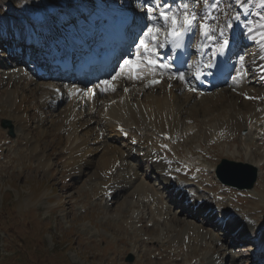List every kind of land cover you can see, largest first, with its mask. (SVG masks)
I'll return each instance as SVG.
<instances>
[{
	"label": "rangeland",
	"instance_id": "374dc122",
	"mask_svg": "<svg viewBox=\"0 0 264 264\" xmlns=\"http://www.w3.org/2000/svg\"><path fill=\"white\" fill-rule=\"evenodd\" d=\"M20 1L0 0V17L8 14L6 16L9 20L15 19L16 17L11 18L12 14L9 16L10 13L7 11H20L23 8L19 5ZM213 1H216V4L220 2L225 10L218 14L219 20H224L227 14L241 16L248 13L250 8L254 13V15L250 14V18L264 17L262 0L256 5H253L252 0H208V2ZM45 2L47 0H44ZM142 2L144 5L146 0ZM113 5L116 6L115 13L123 9L121 5L117 6L115 3ZM204 6V2L198 4L199 8L203 9ZM259 20H252L248 29L251 23L254 24ZM54 23L63 27V24H58L56 18L50 21V24L54 25ZM18 28L23 29L21 26ZM16 31L11 27L9 36L4 35L7 37L1 41L0 47V54H5L0 56V264H208L209 259L216 258L214 255H221L222 261L225 253L229 256L232 252L231 248L227 250L225 248L229 243H234L230 240L231 236L217 235L210 225L198 222L204 219V215L198 214L197 218H194L189 215L190 212L193 213L192 211L170 203L165 198L166 190L161 187L162 184L145 177L143 170L147 167H137L136 170L139 172L140 181L144 179L145 184L152 185L153 188L150 190L153 197L156 193L159 195L157 207L151 202L147 203V196L138 192L142 182L136 188L135 182H139L137 176L133 175V178H130V175L123 170H117L113 174L119 184L117 189L111 193L107 192L105 177L100 176L103 165L100 160L103 154H109L106 152L107 145H121L119 142L122 141H118L108 129L104 132L106 137L103 136L102 140L105 139L107 142L115 138L116 145L112 142L106 143V148L104 147L106 150L103 152L104 145L97 148L99 142L92 144L93 140L89 138V134L95 135L94 132L98 127L96 118L99 119V114L100 117L103 116L102 110L98 112L94 110L93 114H89L90 109L84 104L80 133L77 131L83 136L85 130H91L88 136L81 137L89 139V147L93 145L91 157L94 165L75 164L71 160V149L78 139L71 138L70 129L65 126L68 120L66 118L68 107L69 104L74 103V99L69 97L55 105H49L41 97L39 87L42 82L29 78V89L34 87L36 89L32 94H29V90L26 91L29 101L25 102L27 106L25 113L28 117L19 119L20 113L7 99V95L11 89L19 90L20 97L24 92V83L21 81L20 84L19 79L14 81L23 72V66L19 64L14 67L9 64V59L4 58L7 57L5 48L11 41H17ZM77 33V37L81 35ZM22 42L20 41L19 44ZM246 49L249 51L247 63L251 66L257 46L251 42ZM249 87L257 88L256 84ZM252 91L256 100L259 93L255 89ZM160 92L161 88L145 96L148 97L152 93L159 95ZM179 92H181L179 96L181 101L191 100L192 97L189 98V94L187 95L185 91ZM249 95L235 93L234 89L230 90L228 86L207 93L198 104L196 103V107L192 108L190 117L184 115L181 128L190 132V135L185 136L186 138L183 136L181 139L184 140H179L175 147L182 159L185 155H189V152H192L189 156L195 158V163H190L193 164L192 169L185 173L186 178H203L201 187L209 189V192L203 194L216 201L215 208L223 210L224 208L219 206V201H224L227 204L226 208L233 210L235 215L242 218L248 215L250 221L247 222H253V227H249L242 218L239 219L243 226L246 225L247 231L254 236L256 234L253 230L259 229L258 225H264V163L262 164L264 135L259 134V130L256 131L254 127L251 132L243 130L237 136L217 135L215 140L211 139V141L205 138L207 127L222 121L230 113L229 102L232 97L238 98L239 101L236 111L250 113L256 106L254 99H249L251 97ZM113 97L114 95L111 96ZM242 100L250 104L243 107L240 103ZM193 101L195 102L194 97L189 107L192 106ZM103 102L105 100H100V103ZM96 114L98 116H95ZM5 121H10L12 124L13 135L10 126L5 125L7 123ZM109 132L112 136L108 134ZM34 145L38 146L37 150L33 149ZM39 153H43L41 159H38ZM91 157L89 156L90 159ZM223 158L251 164L256 161V164H262L258 169L255 186L244 188L245 190H229L228 186L223 185L217 179L215 172ZM139 162L140 159L133 156L127 159L126 164L136 166ZM211 183L216 184V188L212 190L214 196L209 186ZM222 189L223 191H220ZM207 197L205 198L208 199ZM203 203H206L205 207L208 206V200ZM239 219L237 221H240ZM189 223L201 224L207 239L203 241L193 230L186 235L184 232ZM262 230L260 237L264 239V228ZM246 241L251 240L246 239ZM232 248L238 253H245L239 241L235 242ZM130 254L134 255L133 261L127 259ZM224 260L229 264L231 258L227 257Z\"/></svg>",
	"mask_w": 264,
	"mask_h": 264
},
{
	"label": "bare ground",
	"instance_id": "6f19581e",
	"mask_svg": "<svg viewBox=\"0 0 264 264\" xmlns=\"http://www.w3.org/2000/svg\"><path fill=\"white\" fill-rule=\"evenodd\" d=\"M54 1L55 0H47V2L44 3V0H21L19 2L20 3L19 5L22 6L23 8L20 11H18V12H17V10L7 11L8 13L12 14L11 18H12V16H14V17H16L15 19L10 18L11 20H9L7 18L8 16H6L8 14H5V16L0 17V41L4 37V35L9 34V30L11 27H13L14 29H16L18 31L22 30V28L19 29L18 26H21L23 28L25 26V30L23 29L24 31L22 33L21 32L19 33L17 31L16 35L19 38V40L24 39L27 41L30 40V41H35V42L41 41L43 39L42 38L43 37V34H42L43 30H41V25L47 23L48 20L51 18V16L47 19L46 22L38 23V21L36 20L34 15H35L37 10H40L42 8V6H46L48 3L54 2ZM56 1H58V2L53 4V5H55V10L57 9L55 12L60 10L59 8L62 6L61 3L64 0H56ZM107 1H108V3H111L112 9L110 12L107 9L104 10V13L107 14L106 18L112 14H115V7L116 6L113 4L117 0H115V1L114 0H107ZM119 2H120V0H119ZM70 3H76V1H71L68 4H70ZM194 4L198 6L199 3L195 2ZM67 6L68 5H66V7ZM98 6L101 7L99 4H98ZM197 6L193 7V3H192L191 8L200 10L199 13L201 12V14H200L201 17H205V16L207 17V19L205 21L212 19V15L214 14L215 9H216V3L215 2L213 3V6L212 5L206 6V3H205V6L203 9L202 8L198 9ZM172 11H173V9H172ZM79 12L80 11L78 10L75 13V15H73V16L71 15V17L75 18V23L72 25L71 31H73L75 33H77L76 28L78 25V21H79V25L83 24L84 23L83 18H85L83 16V13H79ZM123 12L124 11L122 9V13ZM70 13H72V12H70ZM22 17H25L24 23H22V21H21ZM93 18H94L93 20H95L96 17H93ZM72 20H73V18H72ZM62 21H64V20H62ZM250 22H252V21L247 20L246 22L243 23L242 27H236V29L233 30V33L239 31V29L245 30V28H246L247 30L244 32V34H246V36H245L246 41H248V40L253 41L258 46V51L255 53V55L253 57V63H254V68L257 69V74H258V78H257L258 82L255 83L257 88H254V89L258 91L259 97H257L255 100V98H253V96H252V93H253L252 88L253 87L250 88V87L245 86V80L247 78L246 74L248 71L246 65L241 68L240 72H238V73H242V74L237 73V77L235 78V80H233L230 83H232L231 85L236 87V89L239 88V90H237V91L242 92L243 94H250L252 99H254V101H255L254 103H255L256 107L253 110H251V112L248 114H245L244 112H239L237 110L239 112L238 113L236 111V109L238 108L237 103L239 102L238 98L234 99L235 97L234 98L232 97L231 102H229L230 103L229 105L231 106V110L229 111L230 113L222 121H218L217 123H214L213 125L208 126L207 129L205 130V138L207 140L211 141V139H214L217 135L219 137L229 135V134L237 136V134H240L241 131H243V130H246V131L248 130L249 132H251V130L254 127L261 129L263 127L262 124L264 125V80H260L261 77H264V73H261V70L264 69V42L260 41L258 36H257L256 40H253L250 38L251 36L257 35L258 32H264V27H262V25H264V18H262L261 21H256L254 24L251 23L250 29L253 30L252 32H250L248 29ZM222 28L225 31L227 30L226 25H224ZM75 33H73V35H71L70 37L73 36V38H74ZM212 35H214V34L212 33ZM60 36L65 37V35H60ZM77 38H78V40H80L79 36ZM53 43L56 44L57 41H54ZM58 45H59V42H58ZM62 46H64V45H62ZM33 62L35 63L36 61L34 60ZM21 73L18 75L19 78H15V80H14V81H16L19 79L18 81L20 84H21V81L24 83L25 90H24V92H22L21 97L19 94V90H14V89L9 90L8 95H7V99L11 103H13V105H15V108L19 111V113H20L19 119L20 120L28 117L27 114L25 113L26 107H27L25 105V102L29 101V96L27 95L26 91L29 90V94H32V92H34L36 89L35 87L29 89V85H30L29 84V81H30L29 78H33L34 80L39 79L36 76L35 72H32L29 69H26L24 72H21ZM147 80L143 81L144 86L142 85V87L141 86L140 87L134 86V85L132 87L131 84H134L135 83L134 81H133L134 83L132 81L131 82L125 81V85H128L129 88L125 91H121L119 94H115V93L111 94V96L114 95L113 98H111V96L106 97L105 98L106 104L103 103L101 106L98 105L99 100L97 98L99 95L94 97L93 99L89 98V100L91 102H87V104L90 103L92 105V107L98 106L97 111L100 108H102V110L104 112V115L102 117H100V114H99V119L96 118V121H97L96 125H98V127L96 128L97 130H95L96 133L94 132V134L96 135V138H95V135L91 136V133L89 134V132H91L90 129L85 130V134H83V136L78 134V133H80L79 128H80V126H82L80 119L82 118L81 112H82L83 106H81V108L78 109L76 107V104L75 105L69 104L68 113L66 115V118L68 120H67L65 127L70 129L69 134H70L71 138L73 137V138L78 139L75 146L71 149V160L73 162H75V164L92 163L94 165L93 158L91 157V152L94 150L92 144L99 142L97 144V148L101 145H104L102 148L103 152H104V150H106L105 149L106 143L112 142L115 145L117 144L116 143L117 140H115V138L109 139V140H107V142L105 141V139L102 140L103 136L106 137L104 132L109 129L111 131V134L115 135L116 138L118 139V141L121 140L122 142H119L121 145L117 144L119 146H117V145L112 146L113 144L107 145L108 150L106 152L107 153L109 152V154H107V155L103 154L104 156L100 160V162L103 163L102 172H101L100 176L105 177V180H106L105 184L108 185L107 192L114 191L115 189H117V187L119 185L118 181L113 176L114 172H117V170H123L124 173L130 175V178H133L132 176L136 175L137 180L139 179V172H137L136 168L141 166V163H140V165L138 164L136 166H131L128 163L126 164V162H127L128 157L130 155H132L133 152H135V151L140 152L142 150H145L144 154L152 160L153 168L160 172V178L169 187L171 186V196L175 195V198H180L183 201H184V199L185 200L187 199V200H189L190 203H189V206L187 204L186 205L189 208L191 206L195 208V207H197V200L198 199L204 198V201H207L208 199H206L205 196L200 195L197 192L192 191L194 189L189 184L184 185V187L179 186L178 181L177 180L175 181V179L170 175V172H173L174 170L178 169V168H176L178 166V164H184L183 162H185V163H188V167L191 166L190 163L194 162V159H195V158L192 159V157L189 156L192 152H189V155H185L183 157V159L182 158L179 159V157H173L172 155H168L165 152V149L166 148H168V149L173 148V150L176 153L178 152L175 145L173 146V144L176 142L175 141L176 138L180 135L183 136L184 134H186V136H188L187 135L188 131H184L181 128V126H183L182 120L185 118L184 115H187L186 116L187 118L190 117V115L192 114V111H193L192 108L196 107L195 106L196 103L198 104V101L200 99L202 100L205 97V94L201 90L193 87V84H192V86L191 85L188 86V89H186L187 91L185 93L187 95L189 94V98H190V96L192 97L190 101H192L193 97L195 100V102L193 101L194 102L193 104L191 103L192 106L189 107L188 105H190L189 104L190 101L188 99H186L185 101H183V100L181 101L179 98V96L181 95V92H179V90H181V91L183 90L181 88V86L183 85V82L180 81L179 79L174 80V82H179L181 84V86H178L175 83H173L172 85H169L168 82L163 81L162 83H160L158 85H154L152 87H147L146 85L149 86V82ZM55 86L56 85L53 84L52 82L45 81V82H42V85L39 87L43 101L49 105L50 104L55 105V103L59 102L61 99V97L58 95V92H54V90H53V88ZM146 87H147V89H146ZM159 88H161V92L159 95L157 93H154V94L152 93L148 97L145 96L146 94L148 95V93L153 91V90H155V92H156V89H159ZM5 92H7V91H5ZM66 92L71 96L73 95L72 90H67ZM253 95H254V93H253ZM76 98H77V96H76ZM142 98H144V99H142ZM185 98H187V97H185ZM107 101H108V103H107ZM240 103H242L241 105H243V107H245V105H247V104H250L246 100H242V101H240ZM90 116L92 118L94 117L93 115H90ZM95 116H98V115L96 114ZM19 122H21V121H19ZM64 122H66V121H64ZM18 125L20 126V124H18ZM119 125H123L127 128H130V130H129L130 136H129L127 141H123V139L121 138L122 132L117 130V127H119ZM76 128H77V130H76ZM77 131H78V133H77ZM165 132H170L173 135V137H174L173 141L172 140L171 141L166 140L160 136V133H165ZM88 134L90 135L89 138L91 140H93L92 141L93 143L91 144L92 147L88 146V141H89L88 138H85V139L82 138V137L88 136ZM108 134H110V132ZM189 134H190V132H189ZM99 139L102 142H100ZM130 140L131 141L138 140L139 144L137 146H134V145L129 143ZM120 148H122L121 151H120ZM33 149L37 150L38 146L34 145ZM126 152H128V153H126ZM177 154H179V153H177ZM42 155H43V153L38 156V159H41ZM89 156L91 157L92 161L89 158ZM250 161H252V159ZM255 162L253 163V165L257 166L258 168H261V165L264 163V160L262 161V164H260V165L256 164ZM45 164H47V162ZM260 174H261V171H260ZM140 182H142V184L139 185L138 192L144 193L147 196L146 197L148 200L147 203L151 202L152 205L155 204V207H157L156 202H157V199L159 198V195L156 193L155 197H153L152 191L150 190L153 187H151L152 185L149 183H148L149 185L145 184L144 179L141 181L139 179V182L138 181L135 182L136 188ZM190 182H191V180H190ZM179 196H181V197H179ZM150 197L153 198V201H151ZM205 205H206V203H202L201 205H199V207H204ZM184 206H185V204H183V207ZM169 207H170V205H169ZM185 209H188V208L185 207ZM209 212H210L209 215H211L212 217H217V216H219V217L224 216L225 217L226 216V215H223L222 210L220 211V210L212 209ZM227 224L229 225V227H231V229H235V230L239 226L242 225L239 228L237 233L238 234H246V235L249 234V232L247 231L245 226H243L241 220L240 221H230L229 220ZM247 224L249 227H253V225H254L253 222H249ZM258 226H259V229L264 228V225H258ZM191 230H193L196 234H198L203 241H204V239H207V237H205L206 233L204 232L203 228H201V224L189 223L188 226L186 227V230L184 233H186V235H187V234H189V232ZM235 239H237V238H235ZM221 258H222V256L220 255L217 258L209 259L208 264L222 263Z\"/></svg>",
	"mask_w": 264,
	"mask_h": 264
},
{
	"label": "snow or ice",
	"instance_id": "6c2138e0",
	"mask_svg": "<svg viewBox=\"0 0 264 264\" xmlns=\"http://www.w3.org/2000/svg\"><path fill=\"white\" fill-rule=\"evenodd\" d=\"M206 3H208V0H205ZM152 4L155 5V10L159 11V18L163 20L164 25L169 27L172 30V35H183L189 32L194 24L199 23L200 28L203 31V35L212 38L213 29L211 28V25L206 24L204 21L207 19V17H200L198 18L197 15L194 12L188 11V4L181 3L178 5V9H183V18L181 19L176 15V13L171 11V5L164 4L163 8H167L168 11L165 12L161 10V0H152ZM262 4H264V0H262ZM211 6V5H210ZM154 11L153 7L148 5L146 6V19L149 21H155L157 20L156 16L152 15V12ZM231 26V25H229ZM264 27V25H262ZM183 29V32L180 30ZM250 32H252V29H249ZM159 32L160 29L155 27L153 24H146L142 30V32L139 34V36L135 37L133 40V45L135 47V53L132 56V58L124 59L122 64L120 65V71L124 72L127 70L129 73L128 78L129 79H141L140 71L142 68V61L144 59H147V62L149 65H155L157 62L150 59L151 56L156 55L159 56V47L160 45L157 43L159 39ZM222 35V33H221ZM257 36L259 37V40L264 42V32H258L257 35L251 36L250 38L253 40L257 39ZM224 45L227 46L228 41L224 40ZM155 44V47L152 45ZM180 45H175V47H179ZM244 57H240V63L243 65ZM161 68L171 67V65H158ZM211 66V65H210ZM242 74V73H238ZM120 73H117L115 76L111 77V80H116ZM177 78L179 80H185V75L183 72H179L177 74ZM155 83V81H153ZM102 85L110 86L111 81L110 80H104L101 82ZM101 91H106L107 87H101ZM113 90H115L113 88ZM127 90V89H125ZM249 99H252V97H249Z\"/></svg>",
	"mask_w": 264,
	"mask_h": 264
},
{
	"label": "water",
	"instance_id": "95a60500",
	"mask_svg": "<svg viewBox=\"0 0 264 264\" xmlns=\"http://www.w3.org/2000/svg\"><path fill=\"white\" fill-rule=\"evenodd\" d=\"M5 122H7L5 125L10 124L9 121ZM11 134L13 135L12 129ZM218 174L225 183L240 187H252L257 179L256 167L247 163L235 162L228 159H223L222 163H220ZM127 259L128 261H133V254H130Z\"/></svg>",
	"mask_w": 264,
	"mask_h": 264
}]
</instances>
